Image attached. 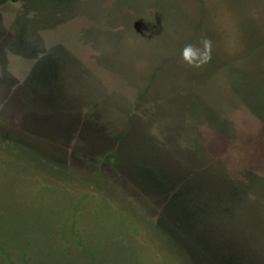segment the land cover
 <instances>
[{"label":"rangeland","instance_id":"374dc122","mask_svg":"<svg viewBox=\"0 0 264 264\" xmlns=\"http://www.w3.org/2000/svg\"><path fill=\"white\" fill-rule=\"evenodd\" d=\"M0 264H264V0H0Z\"/></svg>","mask_w":264,"mask_h":264},{"label":"clouds","instance_id":"9594fccd","mask_svg":"<svg viewBox=\"0 0 264 264\" xmlns=\"http://www.w3.org/2000/svg\"><path fill=\"white\" fill-rule=\"evenodd\" d=\"M200 44L202 45V48L188 44L185 45L182 50V59L190 67L201 68L211 60V40L202 38Z\"/></svg>","mask_w":264,"mask_h":264},{"label":"water","instance_id":"95a60500","mask_svg":"<svg viewBox=\"0 0 264 264\" xmlns=\"http://www.w3.org/2000/svg\"><path fill=\"white\" fill-rule=\"evenodd\" d=\"M29 58L27 57V58H25L24 60H25V62L28 60ZM38 64V63H37ZM45 63H40V64H38V66L36 65L35 67H34V69L36 68V70H35V74L36 75H41V77H42V80H43V85H44V87L46 88L47 87V83L46 84H44L46 81H49V76L47 77L46 76V74H45V70H44V68H45V65H44ZM33 76H35V75H33ZM32 79V78H31ZM40 85V84H39Z\"/></svg>","mask_w":264,"mask_h":264}]
</instances>
